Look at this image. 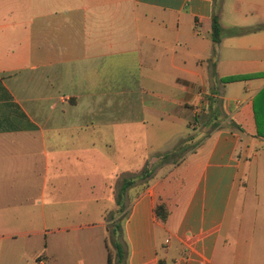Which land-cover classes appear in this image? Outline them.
<instances>
[{"label": "crops", "instance_id": "0c3cea01", "mask_svg": "<svg viewBox=\"0 0 264 264\" xmlns=\"http://www.w3.org/2000/svg\"><path fill=\"white\" fill-rule=\"evenodd\" d=\"M259 23L264 0H0V229L9 180L45 194L68 171L87 197L113 198L112 178L147 162L126 190V264H264V75L221 80L264 71V28L226 33ZM18 165L38 169L18 178ZM103 217L75 227L106 248ZM9 253L0 241V264Z\"/></svg>", "mask_w": 264, "mask_h": 264}, {"label": "rangeland", "instance_id": "374dc122", "mask_svg": "<svg viewBox=\"0 0 264 264\" xmlns=\"http://www.w3.org/2000/svg\"><path fill=\"white\" fill-rule=\"evenodd\" d=\"M246 138L241 133V145H244ZM171 142L166 144L170 145ZM108 152L113 153L112 150ZM171 152L176 153L178 149ZM151 154L153 152L149 155ZM139 160L138 157L137 161ZM155 168L154 164L148 166L149 170ZM32 169L36 171L38 167L18 165L12 174L24 178L33 173ZM105 169L113 170V166L106 165ZM56 183L57 189L53 190L48 182L45 194L42 193V182L39 179L9 180L4 188L9 204L8 213L1 215L3 227L0 229V241L10 251L9 264H28L38 257L43 258L44 264H106V248L103 242L91 237L90 228L79 229L75 225L97 220L103 214L105 243L114 252L108 226L110 213L118 208L115 201L118 178H112L110 182L115 190L113 198L105 196L97 200L87 197L86 192L78 188L74 181L68 182V171L58 176ZM144 184L142 180L136 183L137 186ZM129 201L130 197L125 193L124 210H127ZM102 206H106L104 213H101ZM121 213L122 211L118 212V215ZM34 254L36 256L33 258Z\"/></svg>", "mask_w": 264, "mask_h": 264}, {"label": "trees", "instance_id": "16d2710c", "mask_svg": "<svg viewBox=\"0 0 264 264\" xmlns=\"http://www.w3.org/2000/svg\"><path fill=\"white\" fill-rule=\"evenodd\" d=\"M219 1V0H216ZM264 28V23H259L257 25L251 27H241V26H232L227 28L226 33L233 35V34H241L252 30H257ZM222 35V27L220 25L218 14L213 12L211 17V38L215 47V44L220 40ZM215 50V48H213ZM259 75H264V71H254L248 73H234L228 74L221 77L222 81H232L237 79H243L248 77H255ZM261 100L259 103L258 101ZM256 101V103H255ZM254 114L255 119L258 126L257 134L260 136H264V87L261 88L254 97ZM173 154L171 151L165 152V156H169ZM151 169H148L147 162L145 166H143L140 172L135 175L131 176H124L118 179V188L115 195V201L118 204V208L111 212L109 215V222L110 226H108L109 230V239L114 248V252L112 253L111 249L108 247L107 242V255H106V264H126V243L123 239V220L127 215V210H124V194L126 190L136 183V179L139 178H146L150 175ZM146 184V183H145ZM122 211L120 215L118 212ZM154 212L157 217L162 220H165L168 215V210L163 202H158L154 205ZM158 264H164V259L160 258L158 260Z\"/></svg>", "mask_w": 264, "mask_h": 264}, {"label": "built area", "instance_id": "2783aa9c", "mask_svg": "<svg viewBox=\"0 0 264 264\" xmlns=\"http://www.w3.org/2000/svg\"><path fill=\"white\" fill-rule=\"evenodd\" d=\"M31 264H44V260L41 257L35 258Z\"/></svg>", "mask_w": 264, "mask_h": 264}]
</instances>
